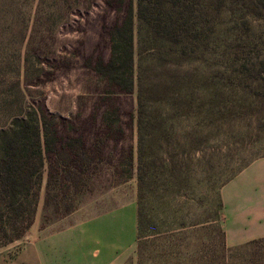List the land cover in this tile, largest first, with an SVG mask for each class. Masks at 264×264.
<instances>
[{
    "label": "rangeland",
    "instance_id": "1",
    "mask_svg": "<svg viewBox=\"0 0 264 264\" xmlns=\"http://www.w3.org/2000/svg\"><path fill=\"white\" fill-rule=\"evenodd\" d=\"M131 1L137 63L145 87L166 88L173 80L179 90V97L167 95L162 106L163 131L171 137L154 136L153 132L160 131L156 126L146 137V153L152 164L146 235L166 233L181 222L191 225L206 215L222 225V183L233 179L248 150L264 144L240 141L255 132L244 121L231 123L229 106L221 103L222 94L214 86L219 83L213 82L215 72L209 66L172 55L176 48L158 41L148 22L140 17L138 0H0V128L9 117L34 106L58 124L61 140L68 142L62 146L78 152L65 155L66 167L56 154L47 159L35 224L20 241L59 231L65 225L73 232V258L80 247L83 264H128L136 260L137 95L119 93L95 70L101 61L109 59V33L123 21ZM245 1L166 0L165 6L169 13L183 16V23L189 21L185 36L194 37L199 32L194 28L203 18L214 20L221 10L224 21H228L232 11L241 10ZM255 2L264 8V0ZM251 7L252 19L259 21L260 11ZM155 9L157 17L166 19L157 3ZM143 16L151 18L148 11ZM188 51L193 52L192 48ZM221 87L224 89L225 83ZM176 100L178 116L174 113ZM152 103V109H158L156 100ZM115 109L124 126L121 136L103 123L104 114ZM153 123L157 124L155 120ZM262 136L264 142V130ZM199 143L209 150L193 152ZM131 151L134 168L127 179L120 174L126 170L122 161ZM50 175L52 185L48 188ZM164 237L168 241L170 235ZM150 241L149 250L154 251L156 241ZM186 243L191 249L195 240Z\"/></svg>",
    "mask_w": 264,
    "mask_h": 264
},
{
    "label": "trees",
    "instance_id": "2",
    "mask_svg": "<svg viewBox=\"0 0 264 264\" xmlns=\"http://www.w3.org/2000/svg\"><path fill=\"white\" fill-rule=\"evenodd\" d=\"M156 3L161 11H165L166 19L157 17ZM165 3L166 0H138L140 17L148 22L158 41L176 48L172 55L212 68L215 72L213 82H219L214 86L217 93L222 94L221 103L224 101L229 106L231 123L244 121L247 128L255 132L250 138H240V141L264 143L261 141L264 130V8L255 0H246L244 7L238 10L239 15L234 10L231 19L224 21L220 10L214 20H209L207 16L198 22L194 28L199 30L196 36L186 37L185 33L189 31L185 32L184 28L189 25V21L183 23V16L169 13ZM251 6L260 11L259 21L252 19L254 11ZM201 9L207 13L205 9ZM134 11L131 1L130 10L123 21L116 24L109 33V59L101 61L95 68L114 90L125 95H137L139 234L136 260L128 264H264V238L230 247L220 221L211 215H206L191 225L181 222L166 233L158 232L153 237L146 235L147 193L152 166L146 153V137L149 129L154 128L152 126L160 129L159 132H153L154 136L160 139L171 137V134L163 131L165 118L162 106L167 95L179 97V90L173 80L166 88L164 85L145 87L137 63ZM146 11L151 18L143 16ZM191 48L192 54L188 51ZM221 83H225L227 88L223 89ZM253 85L257 88H253ZM156 90L160 92L157 93ZM154 100L158 109L153 110ZM177 101L174 104L175 116H178ZM154 120L157 124L153 123ZM103 123L114 134H124L118 109L106 112ZM66 143L68 142H63L60 138L58 124L43 109L39 110L34 106H29L28 112L9 117V121L0 128V248L25 238L35 224L47 159L56 154L63 162L65 155L71 157L78 153L74 148L67 150L62 146ZM207 148L199 143L192 151L204 153L209 150ZM248 151L247 156L241 157L239 168L231 179L254 161L264 157V144ZM122 165L126 170L120 176L131 178L134 168L132 151L124 158ZM64 166L67 165L64 163ZM229 181L231 180L227 182ZM51 185L50 175L48 188ZM166 234L170 235L168 241L164 237ZM151 238L157 244L154 251L149 250ZM188 239L195 240L191 249L186 243ZM163 240L165 244L162 243Z\"/></svg>",
    "mask_w": 264,
    "mask_h": 264
},
{
    "label": "crops",
    "instance_id": "3",
    "mask_svg": "<svg viewBox=\"0 0 264 264\" xmlns=\"http://www.w3.org/2000/svg\"><path fill=\"white\" fill-rule=\"evenodd\" d=\"M220 199V216L228 246L264 238V157L224 185ZM72 237L73 232L63 225L59 231L8 244L0 248V264H83L80 247L73 258Z\"/></svg>",
    "mask_w": 264,
    "mask_h": 264
}]
</instances>
